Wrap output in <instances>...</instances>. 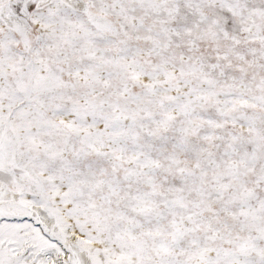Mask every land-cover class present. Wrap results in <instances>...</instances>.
Returning <instances> with one entry per match:
<instances>
[{"label": "snow or ice", "instance_id": "6c2138e0", "mask_svg": "<svg viewBox=\"0 0 264 264\" xmlns=\"http://www.w3.org/2000/svg\"><path fill=\"white\" fill-rule=\"evenodd\" d=\"M0 264H264V0H0Z\"/></svg>", "mask_w": 264, "mask_h": 264}]
</instances>
